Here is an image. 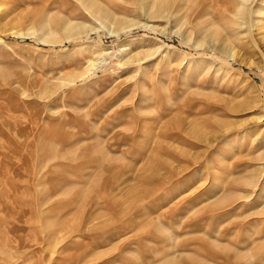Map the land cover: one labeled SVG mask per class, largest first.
Here are the masks:
<instances>
[{
    "label": "rangeland",
    "instance_id": "rangeland-1",
    "mask_svg": "<svg viewBox=\"0 0 264 264\" xmlns=\"http://www.w3.org/2000/svg\"><path fill=\"white\" fill-rule=\"evenodd\" d=\"M246 5L0 0V264H264Z\"/></svg>",
    "mask_w": 264,
    "mask_h": 264
},
{
    "label": "bare ground",
    "instance_id": "bare-ground-1",
    "mask_svg": "<svg viewBox=\"0 0 264 264\" xmlns=\"http://www.w3.org/2000/svg\"><path fill=\"white\" fill-rule=\"evenodd\" d=\"M248 1L249 0H241V8L237 11V16H238V21H239V25L238 26H240V25L241 26H245V27L247 26V23L246 22H247V20L249 18V15H248L249 13L247 14V12H246V14H245L244 12L245 11H248V9L246 8L247 5L245 6V3L248 2ZM252 5H253V3H252Z\"/></svg>",
    "mask_w": 264,
    "mask_h": 264
}]
</instances>
